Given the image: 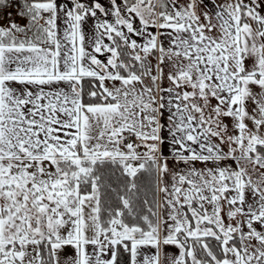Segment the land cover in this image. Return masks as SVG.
Returning a JSON list of instances; mask_svg holds the SVG:
<instances>
[{
	"label": "snow or ice",
	"instance_id": "6c2138e0",
	"mask_svg": "<svg viewBox=\"0 0 264 264\" xmlns=\"http://www.w3.org/2000/svg\"><path fill=\"white\" fill-rule=\"evenodd\" d=\"M17 14L0 26V264H264V0Z\"/></svg>",
	"mask_w": 264,
	"mask_h": 264
},
{
	"label": "built area",
	"instance_id": "2783aa9c",
	"mask_svg": "<svg viewBox=\"0 0 264 264\" xmlns=\"http://www.w3.org/2000/svg\"><path fill=\"white\" fill-rule=\"evenodd\" d=\"M21 2L22 0H9L7 7L0 8V21H9V24L17 21L16 18H20L17 13ZM19 22L21 23L20 20Z\"/></svg>",
	"mask_w": 264,
	"mask_h": 264
},
{
	"label": "rangeland",
	"instance_id": "374dc122",
	"mask_svg": "<svg viewBox=\"0 0 264 264\" xmlns=\"http://www.w3.org/2000/svg\"><path fill=\"white\" fill-rule=\"evenodd\" d=\"M17 21L15 20V23L17 24H21L23 25L25 23V20L24 19H21V18H16ZM19 20L21 21V23L19 22ZM9 24V21L5 22V20L3 21H0V26H7Z\"/></svg>",
	"mask_w": 264,
	"mask_h": 264
}]
</instances>
